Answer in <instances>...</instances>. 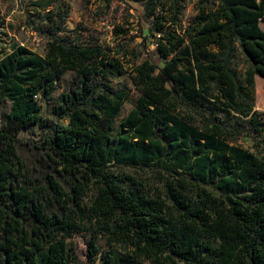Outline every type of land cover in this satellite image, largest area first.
Listing matches in <instances>:
<instances>
[{"label":"trees","instance_id":"trees-1","mask_svg":"<svg viewBox=\"0 0 264 264\" xmlns=\"http://www.w3.org/2000/svg\"><path fill=\"white\" fill-rule=\"evenodd\" d=\"M135 1L151 17L143 58L72 38L54 9L45 54L14 42L0 57V264H69L86 220L100 228L90 245L110 246L103 264H264V0H199L187 24L185 0ZM69 71L57 119L42 122ZM124 75L141 96L113 133ZM36 125L43 141L30 142L58 175L23 158L20 133Z\"/></svg>","mask_w":264,"mask_h":264},{"label":"rangeland","instance_id":"rangeland-1","mask_svg":"<svg viewBox=\"0 0 264 264\" xmlns=\"http://www.w3.org/2000/svg\"><path fill=\"white\" fill-rule=\"evenodd\" d=\"M199 0H185L181 19L187 24L197 12ZM56 12L65 11L67 17L63 27L71 34L78 35L85 41H98L110 46L120 44L134 54L146 56L143 35L149 34L151 17L145 12L141 2L135 0H0V57L9 51L11 45L16 42L24 44L34 51L45 54L48 41L45 28L50 22L47 19L49 10ZM264 27V24H263ZM117 29H128L129 33H120ZM153 38L150 37V42ZM153 44L148 48L152 49ZM158 59V58H157ZM72 72H67L64 78L55 86L52 94L42 101V122L56 120L54 113L59 97L64 91ZM128 87V99L124 103L113 133L118 129L120 122L128 113L137 107L141 93L134 85L129 75H124L120 80ZM256 107L264 111V77L256 78ZM10 103L3 105V113L7 114ZM61 124H68L67 118H59ZM44 132L39 126H33L23 130L20 137L29 142V147L23 150V158L29 167L30 173L40 177L44 173L58 175L52 158L44 149L36 147L30 140L42 143ZM245 146L250 145V140L243 142ZM151 185L157 186L155 181ZM94 187H90L85 202L90 203L94 194ZM85 203V204H86ZM85 230L74 233L68 239L69 264H103L102 252L107 251L110 246L105 236L99 235L94 245H90L93 233L98 231L99 224L96 220H86ZM98 247L100 253H92L89 249ZM123 251L118 253L122 254ZM139 264H151L149 260L141 258Z\"/></svg>","mask_w":264,"mask_h":264}]
</instances>
